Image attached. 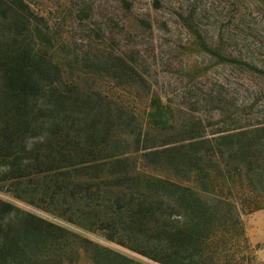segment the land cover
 I'll return each mask as SVG.
<instances>
[{"label":"trees","instance_id":"trees-1","mask_svg":"<svg viewBox=\"0 0 264 264\" xmlns=\"http://www.w3.org/2000/svg\"><path fill=\"white\" fill-rule=\"evenodd\" d=\"M0 17V191L159 264L210 261L217 239L244 234L243 215L264 208V109L240 108L225 83L192 104L201 113L155 94L138 115L108 85L94 93L66 79L35 48L44 17L30 0H0ZM227 37L208 51L264 75V46L231 35L229 51ZM96 59L126 68L108 77L112 87L147 82L126 50ZM83 253L94 264H147L0 197V264H74Z\"/></svg>","mask_w":264,"mask_h":264},{"label":"rangeland","instance_id":"rangeland-1","mask_svg":"<svg viewBox=\"0 0 264 264\" xmlns=\"http://www.w3.org/2000/svg\"><path fill=\"white\" fill-rule=\"evenodd\" d=\"M30 1L44 17L37 21L45 34L34 33L31 39L35 48L60 64L66 79L94 93L106 92L103 86L108 85L110 91L122 94L119 97L138 115L146 117L149 99L155 94L169 96L185 109L201 113L203 103L192 104L211 98V94L221 89L220 84L225 83L223 92L234 94L240 108L246 104L251 109L250 104L257 103L254 113L264 109V75L220 61L207 48L217 42L222 32L228 36L229 51L235 37L240 42L245 38L246 42L264 46V10L255 0H241L238 11L234 0H162L157 7L153 0H131L133 4L129 8L123 0ZM187 15L193 16L194 25L190 27L184 19ZM240 17L243 21L238 22ZM143 19L151 25L142 23ZM3 21L5 18L0 17V26ZM194 26L202 30L204 43ZM121 50H126L132 65L147 79L146 83L118 88L112 87L113 81L107 82L111 80L109 76H124L126 68L95 58ZM258 62L264 64V57ZM1 76L0 69V84ZM118 81L121 79H114L115 83ZM215 113L216 110L210 122L219 120ZM0 197L147 264H159L8 193L0 191ZM243 220L244 234L230 233L217 239L219 249L212 245L215 250L207 253L210 261L201 264H264V208L244 214ZM74 264L94 263L83 253Z\"/></svg>","mask_w":264,"mask_h":264}]
</instances>
